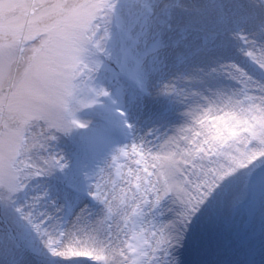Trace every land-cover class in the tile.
<instances>
[{
  "label": "snow or ice",
  "instance_id": "snow-or-ice-1",
  "mask_svg": "<svg viewBox=\"0 0 264 264\" xmlns=\"http://www.w3.org/2000/svg\"><path fill=\"white\" fill-rule=\"evenodd\" d=\"M80 260L264 264V0H0V264Z\"/></svg>",
  "mask_w": 264,
  "mask_h": 264
},
{
  "label": "rangeland",
  "instance_id": "rangeland-1",
  "mask_svg": "<svg viewBox=\"0 0 264 264\" xmlns=\"http://www.w3.org/2000/svg\"><path fill=\"white\" fill-rule=\"evenodd\" d=\"M126 171V169H125ZM228 229H230L231 232V239L233 240H239L242 239L243 237V232L241 231V225H240V221L237 220L235 223L227 226ZM225 240V235H221L220 237H218L217 242L218 243H223ZM201 258L207 261H211L213 259V250L209 249L207 251H205L204 253H202ZM68 264H90V262L86 261V260H80V261H74V262H68Z\"/></svg>",
  "mask_w": 264,
  "mask_h": 264
}]
</instances>
